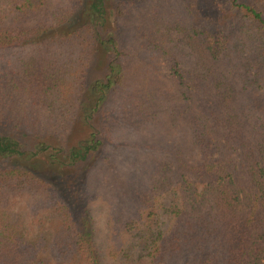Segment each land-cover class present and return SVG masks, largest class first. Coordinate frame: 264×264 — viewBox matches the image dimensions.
<instances>
[{
    "label": "trees",
    "instance_id": "obj_1",
    "mask_svg": "<svg viewBox=\"0 0 264 264\" xmlns=\"http://www.w3.org/2000/svg\"><path fill=\"white\" fill-rule=\"evenodd\" d=\"M120 126L155 160L101 235ZM0 264H264V0H0Z\"/></svg>",
    "mask_w": 264,
    "mask_h": 264
},
{
    "label": "rangeland",
    "instance_id": "obj_2",
    "mask_svg": "<svg viewBox=\"0 0 264 264\" xmlns=\"http://www.w3.org/2000/svg\"><path fill=\"white\" fill-rule=\"evenodd\" d=\"M109 14L111 26L119 29L125 46L127 49L131 48L129 46H132L133 42L128 39L131 30L145 21L146 10H137L123 18L116 17L114 11H110ZM100 61L101 57L94 62L92 68L96 74L101 72ZM74 137V140H79L84 137V133L75 131ZM115 139L119 145L116 149L109 150L111 158L107 157L108 161L101 163V168L93 170L94 175L89 183L93 216L97 219L96 228L101 235L108 233L106 227L108 218L112 219L123 212L126 214L133 207L138 194L146 188L144 170L151 167L155 160V150L149 148L152 143L149 133L128 132L120 126L116 128ZM143 160L145 165L142 164Z\"/></svg>",
    "mask_w": 264,
    "mask_h": 264
}]
</instances>
